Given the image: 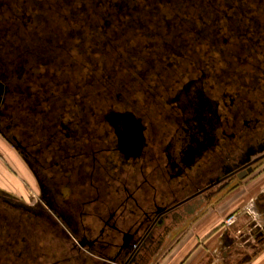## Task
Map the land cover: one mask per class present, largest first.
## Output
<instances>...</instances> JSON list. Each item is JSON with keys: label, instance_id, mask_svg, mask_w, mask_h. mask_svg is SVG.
I'll return each instance as SVG.
<instances>
[{"label": "flooded vegetation", "instance_id": "af4514ba", "mask_svg": "<svg viewBox=\"0 0 264 264\" xmlns=\"http://www.w3.org/2000/svg\"><path fill=\"white\" fill-rule=\"evenodd\" d=\"M0 130V264H151L264 160V0H0Z\"/></svg>", "mask_w": 264, "mask_h": 264}, {"label": "crops", "instance_id": "0c3cea01", "mask_svg": "<svg viewBox=\"0 0 264 264\" xmlns=\"http://www.w3.org/2000/svg\"><path fill=\"white\" fill-rule=\"evenodd\" d=\"M217 199L176 230L151 264H264V168ZM255 230L262 232L258 241Z\"/></svg>", "mask_w": 264, "mask_h": 264}, {"label": "rangeland", "instance_id": "374dc122", "mask_svg": "<svg viewBox=\"0 0 264 264\" xmlns=\"http://www.w3.org/2000/svg\"><path fill=\"white\" fill-rule=\"evenodd\" d=\"M0 139L4 142V144L0 142V199L12 202L16 205H31L39 197V189L34 180V176L29 172L27 166L24 165L25 163L20 158L14 144L6 140L1 134ZM263 153L264 144L258 149L255 148L254 151H251L246 160ZM256 168H264V160L257 165ZM225 190L226 189L219 192L217 198H219ZM237 213L227 216L223 221V225H227V220H233ZM250 234L254 240L258 241L262 232L260 233L259 230H255ZM263 244L264 242L262 241L259 243V246Z\"/></svg>", "mask_w": 264, "mask_h": 264}, {"label": "built area", "instance_id": "2783aa9c", "mask_svg": "<svg viewBox=\"0 0 264 264\" xmlns=\"http://www.w3.org/2000/svg\"><path fill=\"white\" fill-rule=\"evenodd\" d=\"M233 222V220L232 219H229V220H227V225H229V224H231Z\"/></svg>", "mask_w": 264, "mask_h": 264}]
</instances>
